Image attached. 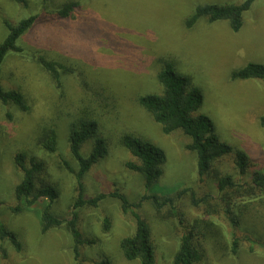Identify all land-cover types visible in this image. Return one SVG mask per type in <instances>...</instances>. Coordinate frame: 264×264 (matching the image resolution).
<instances>
[{
    "label": "rangeland",
    "instance_id": "1",
    "mask_svg": "<svg viewBox=\"0 0 264 264\" xmlns=\"http://www.w3.org/2000/svg\"><path fill=\"white\" fill-rule=\"evenodd\" d=\"M65 1L46 0L45 13L52 14ZM243 1L92 0L78 9L73 19L42 22L20 40L25 50L42 49L50 59L69 64L74 72L64 76L61 98L27 55L10 54L4 62L2 83L6 88H21L32 111L11 122L5 112L14 110L0 104V223L13 231L21 244L16 252L8 241L2 242L0 264H101L104 259L109 264H139L126 261L120 252L121 239L133 234L134 219L113 199H105L96 208L78 210L77 227L82 237L94 244L81 246L77 258L64 226L40 232L35 210L41 205L19 214L9 210L17 205L13 192L21 177L13 161L16 152L35 154L32 141L36 127L49 120L57 130L58 144L55 153L41 156L46 164L43 175L60 194L51 211L59 218H68L77 192L73 175L62 165L65 160L76 169L69 153L67 123L69 118L87 117L84 112L76 117L85 108L99 123L108 145L107 156L83 179L85 198L103 190H118L131 203H137L146 194L141 177L124 168L130 156L119 144L122 135L131 134L164 150L166 163L158 185L174 199L172 209L157 212L150 202L143 201L134 211L150 227L156 264H170L186 226L202 217L203 205L191 203V194L197 198L202 194L194 155L185 149L188 139L181 132L164 135L137 104L138 97L162 93L154 78L160 68L158 58L173 60L176 72L191 78L203 94L197 113L212 121L222 143L250 158V168L241 178L231 167L233 152L220 160L221 172L240 182L249 181L255 171L264 174V83L230 79L233 71L248 63L264 65V0L254 1L238 33H232L226 22L207 24L201 20L190 30L183 26L198 5ZM42 3L28 0L26 9L11 0H0V42L7 34L3 20L17 23L40 12ZM63 112L69 117H62ZM91 147L92 142L85 144L82 155ZM255 194L252 201L244 198L242 203L248 205L237 212V226L220 212L211 217L216 226L206 239H199L203 248L199 264H264V191ZM207 195L214 199L211 204L217 202L216 192ZM105 219L110 224L108 230L103 227ZM234 239L238 241L235 253Z\"/></svg>",
    "mask_w": 264,
    "mask_h": 264
},
{
    "label": "trees",
    "instance_id": "2",
    "mask_svg": "<svg viewBox=\"0 0 264 264\" xmlns=\"http://www.w3.org/2000/svg\"><path fill=\"white\" fill-rule=\"evenodd\" d=\"M11 1L28 9V0ZM90 1L92 0H68L55 8L52 14H46V0H43L40 12L28 14L29 16L21 18L17 23L3 20L7 34L0 42V76L4 62L10 54L27 55L26 57L33 60L49 78L54 90L59 92L62 98L65 90L64 76L72 74L74 69L69 64L50 59L42 49L25 50L23 45H20V40L42 22L50 24L55 20L73 19L77 10ZM254 1L244 0L239 4L198 5L183 21V26L186 30H190L201 20L207 24L226 22L232 33H238L244 24V14L251 9ZM158 63L160 68L154 78L162 93L138 97L137 104L160 126L164 135L181 132L188 139L185 149L194 155L199 192L202 194L199 198L191 194V203L196 207L203 205L201 209L203 218L196 219L190 226H186V233L180 238L170 264H199L203 249L199 239L201 237L206 239L207 233L216 226L211 217L220 212L232 226H237L238 222L235 218L236 215L238 216L237 212H241L240 208L248 205L242 203L244 198L254 200L255 192L263 193L264 174L255 171L249 177V181L240 182L241 180L238 181L239 179H235L232 175L221 172L218 165L220 160L233 152L231 167L241 178L250 168V158L244 151H233L231 147L222 143L215 133L212 121L206 115L197 113L202 105L203 94L201 89L193 84L191 78L176 72L171 59L161 57L158 58ZM230 79L264 83V65L248 63L243 68L233 71ZM91 83L96 82L91 79ZM86 85L85 82L84 86ZM0 104L4 107L10 106L14 110L13 113L5 112L6 119L11 122L16 116H26L32 111V105L23 90L17 87L6 88L1 79ZM85 110L86 108L84 111L79 110L76 117L83 116V112L87 114V117L69 118L70 122L67 123L69 153L75 161L76 169L65 160L62 161V165L68 173L73 175L77 192L68 218H59L51 211L60 194L58 188L48 182L43 175L46 164L41 156L55 153L58 144L57 130L55 126L50 125L49 120L39 123L36 127L32 141L36 150L35 154L28 155L29 152L21 150L16 152L13 161L21 177L13 192L17 205L9 210L13 214H19L34 211L35 206L41 205L40 209L35 210L40 232L45 234L52 229L64 226L72 238L73 253L77 258L81 246L94 244L93 240L84 239L77 227L78 210L83 207L96 208L105 199H113L120 204L123 213H130L134 219L133 234L122 238L119 243L123 258L128 262L156 264L150 227L134 209H139L143 201L150 202L157 212L163 208L171 207L172 209L174 199L166 196L167 190L158 185L166 163L165 152L161 147L131 134L122 135L118 140L119 144L130 156V159L124 162V168L141 177L146 194L137 203H131L118 190H103L94 197L85 198L84 177H87L108 154L107 140L100 133L99 123ZM61 116L69 117V113L64 115L63 112ZM261 125H264L263 119ZM89 142H92V147L84 156L81 149ZM213 192H216L218 197L215 204L210 203V200L214 199L207 195ZM109 225V221L105 219L104 230H108ZM195 238L196 243L193 242ZM4 241H8L16 252L21 250L18 236L0 223V244ZM237 245L238 241L234 239L233 253L237 251ZM0 250L3 251L2 248ZM101 264H109V262L104 259Z\"/></svg>",
    "mask_w": 264,
    "mask_h": 264
}]
</instances>
